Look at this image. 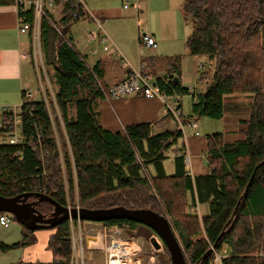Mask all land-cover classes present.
<instances>
[{"label": "trees", "instance_id": "trees-1", "mask_svg": "<svg viewBox=\"0 0 264 264\" xmlns=\"http://www.w3.org/2000/svg\"><path fill=\"white\" fill-rule=\"evenodd\" d=\"M13 3L14 0H0L3 7ZM60 3V18L53 22L64 36L46 18L40 23L54 88L57 110L52 104L51 112L57 136L41 99L29 103L32 110L26 120H41L46 169L50 173L42 178L35 175L41 159L39 152L26 148L17 157L12 149L0 148V194L12 197L40 182L63 206L68 201L74 207L77 194V204L83 208H148L169 218L182 244L186 264H199L211 245L218 251L226 248L222 264H264V0L183 2L182 8L192 22L185 39L188 53L212 59L213 71L204 90L192 96L190 114H181V121L201 115L221 118L224 95L249 93L253 97L248 118L241 120L242 137L228 142L220 132L207 134L203 156L208 172L193 177L184 167L182 130L178 124L173 129L168 127L173 118L170 113L154 122L127 124L117 131L100 123L98 103L105 98L100 72L96 65L86 63L65 36L72 23L88 16L80 11L76 0ZM26 14V20L31 21L32 10ZM140 62L150 73L153 67L162 66V73L155 76L162 91L190 93L181 84L179 55L154 54L141 57ZM139 95L142 96L136 94ZM169 150L174 152L172 173H167L163 164ZM29 200L46 216L53 210L46 200L38 201L32 196ZM196 201L208 204V214L199 217L192 209ZM11 218L15 220L13 215ZM105 223L118 224L134 238L147 239L155 234L131 219H110L102 222ZM52 229L47 240L52 260L44 264H68L69 222L64 220ZM35 231L22 225L21 239L0 241V250L34 244ZM163 250L164 254H156L158 263L170 264L165 245Z\"/></svg>", "mask_w": 264, "mask_h": 264}, {"label": "rangeland", "instance_id": "rangeland-1", "mask_svg": "<svg viewBox=\"0 0 264 264\" xmlns=\"http://www.w3.org/2000/svg\"><path fill=\"white\" fill-rule=\"evenodd\" d=\"M84 1L89 10V12H87L89 17L81 18L72 23L66 29L65 36L69 39L72 46L85 57L88 65H92L93 61L98 57H107V69L109 68L113 71L120 68L121 60L128 59L130 64H132L131 66L137 68L140 65L137 61L141 57L154 54L159 57L179 55L181 84L189 88L190 92L194 91L198 93L204 90L213 71V60L205 56H196L195 54L191 55L188 53L185 46V39L191 32L192 22L182 8L184 0H104L102 5H106L111 10L110 14L103 16L98 11L100 7L97 2L101 0ZM58 8L59 7L54 8V10L51 7H45L46 13L49 14L55 22L60 18V14L57 13ZM7 10H9V8H7ZM91 16L101 23V34L104 36L108 34L113 39L114 43L111 42L110 39H107L106 42H101L99 44L85 37L86 31L98 26L97 22L90 18ZM56 27L58 33L64 36L60 26L56 24ZM143 34L154 35V39L156 40L155 43H157L156 48L146 47L138 41V36H142ZM262 38L264 39V29L262 30ZM263 39L262 43H264ZM104 44H109L106 51L103 50ZM113 45L116 46L117 51H115ZM88 47H98V54L92 56L88 51ZM19 48L31 49L27 33H17V27H15V25L5 22L1 23L0 51H3L5 56L2 64H0V104L17 105L21 99L20 87L25 86L26 82H29L31 85L34 92V100L42 98V94L39 91V83L35 75L36 73L31 65V57L20 62L16 59L14 62V57ZM42 53L45 62H47L43 47ZM117 53L122 54L121 60L116 57ZM12 64L16 67L17 75L14 74L11 66ZM162 70L161 65L155 68L153 67L151 69V74L155 77L156 75H160ZM202 72L205 76L202 77L203 79H200ZM104 77L105 76L102 75L100 79L104 89L108 90V85ZM262 82L264 88V72L262 74ZM251 96L252 95L249 93L224 95V108L221 118H210L205 115L194 116L195 121L198 122V132L201 134L202 138L207 134L216 132L222 133L228 142L241 138L240 129L244 128L241 120L247 119L249 116V109L253 98ZM191 101L192 96L190 93L183 94L181 99L183 116H188L190 114L189 108ZM101 102L102 100L99 101V103L97 102L99 104L98 109L100 113L98 116L100 123H102ZM187 131L186 129V132ZM187 133L189 134V131ZM173 154V150H169L167 152L168 157L163 163L167 173H172L174 170ZM197 159L201 164L206 166L202 151L198 153ZM200 211L203 215L208 214V204H200ZM80 221L82 223L83 235L85 231H89V227L92 224L100 225L102 223L85 219ZM21 227L22 224L12 218L8 226L0 224V241L9 243L19 240L21 238ZM35 232L37 241L33 245L15 248L14 250L10 249L6 252L0 251V253L7 256V258L13 262L22 260L27 261V263H42L46 261L49 259L47 237L53 232V229L40 228L36 229ZM152 236H156L159 241L160 247L158 249L152 248L150 243ZM135 238L141 245L142 251L146 252V255L153 254L156 258V254H164L163 242L159 236L150 234L147 239L143 236ZM223 249L226 248L224 247ZM84 259L86 264H103L101 261L102 254L98 250L84 249Z\"/></svg>", "mask_w": 264, "mask_h": 264}, {"label": "built area", "instance_id": "built-area-1", "mask_svg": "<svg viewBox=\"0 0 264 264\" xmlns=\"http://www.w3.org/2000/svg\"><path fill=\"white\" fill-rule=\"evenodd\" d=\"M76 2L79 4L80 11L87 15L89 10L85 1L76 0ZM12 5L15 8L18 21L17 33H27L31 44V49L22 50L19 57L22 60L31 57V65L36 73L35 75L39 83V91L42 94L41 100L46 106L53 126L52 128L54 129L55 136H57L52 120L53 114L51 112L52 104L57 110L54 98V88L48 74L47 62H45L42 53L40 23L42 18H46L58 31L51 16L46 13L45 7H51L53 9L59 7L57 13L61 14L62 3H60V0H14ZM29 9L32 10L31 21L26 20V12H28ZM90 18L97 22V28H101L97 19L93 16ZM94 36L95 35H93V37ZM140 42L149 48H156L157 46V43H155L156 40L148 34L140 36ZM116 56L121 59L122 54L117 53ZM122 64L127 67L129 66V62L127 60H123ZM103 93L105 97L104 99L106 100L111 98L129 97L136 94H141L142 97L146 98H159L163 102V110L172 115L180 128L183 127L184 122L181 121L180 117L182 114L181 99L183 95L178 93L169 94L162 91L159 85L155 83V77L150 72H146L142 64L137 68L131 67L129 74L125 78L115 84L113 83L109 85L108 90L104 89ZM190 94L191 96H196L197 93L191 91ZM20 95L21 99L17 105L11 106L9 104H0V148L12 149L13 155L17 157H20L26 148H30L32 151H36V153L39 152L41 154V159L35 175L41 178L47 177L50 172L46 169L47 158L45 155L47 154V151L45 147L46 139L44 136L43 125L41 124V120H39V118H35L29 123H26V120L29 118L28 116L32 110L29 103L34 100V92L31 86L26 84L21 87ZM188 126L195 131V135H199L198 124L195 121L188 122ZM189 162V157L185 154L184 167L188 174L190 171ZM25 192L40 193L50 196L52 190L43 183L36 182ZM75 192H77L76 189ZM195 206V210L198 214L197 201ZM74 207H79L77 204V194L76 204ZM66 208H72L68 201ZM10 220L11 216L9 213H0L1 225L8 226ZM68 222L70 226L69 235L71 237V255L68 264H86L84 259V249L100 251L102 254L101 261L103 264H147V261L153 262L155 259V256L151 254L145 260L142 256V247L137 242L136 238L126 234L123 228L118 224L101 223L96 227L92 225L89 227V231H85L83 235L82 223L79 219L70 217ZM152 248L155 249L153 246ZM210 248L211 257L210 259L208 258V264H222L221 259L226 255V249L218 251L212 245Z\"/></svg>", "mask_w": 264, "mask_h": 264}, {"label": "crops", "instance_id": "crops-1", "mask_svg": "<svg viewBox=\"0 0 264 264\" xmlns=\"http://www.w3.org/2000/svg\"><path fill=\"white\" fill-rule=\"evenodd\" d=\"M103 1L104 0L97 2L98 6L100 7V10H98V11L100 12V14L102 16L106 15V14H110V10H111L106 5L105 6L102 5ZM7 8H9V10H7ZM4 22L11 24V25H15V27H17L18 21H17L15 8L13 5L4 6V7L0 6V24L4 23ZM100 25H101V23H100ZM100 29L101 28L96 27L94 29H90V30L86 31L85 37L87 39H89L90 41H94L95 43H99V44L101 42H106L107 39H110L111 42L114 43L113 39L108 34H106L105 36L102 35L100 32ZM93 35H95V36L93 37ZM151 36L154 38V35L151 34ZM28 39H29V35H28ZM138 41H139V39H138ZM94 46H96V45H94ZM108 47H109V44H104L103 50L106 51L108 49ZM113 48L115 49V51H117L116 46L113 45ZM22 50H26V49H20L19 48L17 50V54L14 57V62L16 59H18L19 62L22 61V59L19 57V54ZM88 51L91 53L92 56H94V55L98 54L99 48L98 47H92V48L88 47ZM4 56H5V53L3 51H0V64H2V61L4 60ZM106 59H107V57H102V56L98 57L93 61V64L90 66H94V65L97 66V68L100 72V77L102 75L105 76L104 78H105L108 86L113 84V83L115 84L116 82L122 80L123 78H125L128 75L129 70L132 67L131 66L132 64H130L128 59H127V61L129 62L128 67L124 66L122 64L123 60L120 59L121 60L120 68L113 70V71H111L109 68L107 69ZM140 61H141V58L138 59L137 63L138 64L141 63ZM11 66H12V69L14 71V74L17 75L15 65L12 64ZM202 67H204V66H202ZM134 68H136V67H134ZM201 76L202 77L205 76L203 72L201 73ZM100 81H101V79H100ZM26 84L30 85L29 82H26L25 85ZM21 87H20V89H21ZM100 106H101V110H102V115H101L102 123L101 124L105 128L112 130V131L121 130V129H123V127L125 125H127V124L130 125L131 123L142 122V121L154 122V121H157L158 119H160L161 117H164L166 114V112L163 110V102L159 98H156V97L146 98V97H142L140 95L139 96L133 95V96L124 97V98H111L108 100L103 99ZM190 121H195L194 117L186 119L183 123V127L181 128V130L183 133L182 140L184 143V149H185L184 152L189 157V160H190V162H189L190 163L189 175L191 177H193L195 175L206 174L208 172V167H207V164H206V166H204L197 159L198 153L200 151H202V155H203V151L205 148V137L202 138L200 133H199V135L194 134L195 131L192 130L190 128V126H188V122H190ZM196 123L198 124V122H196ZM176 124L177 123H176V120L174 118H171L168 121V127L171 129L175 128ZM186 129L189 131V134L187 133L188 131L186 132ZM195 208H196V206H194L192 209H195ZM198 215H199V217L201 215H203L200 211V204H198ZM92 225L95 227L99 226L98 224L97 225L92 224ZM20 232H21V230H20ZM35 235H36V232H35ZM47 240H48V237H47ZM9 243H12V242H9ZM31 245H33V244H31ZM48 252H49V259L42 262V264L48 263L52 260L51 253H50V251H48ZM149 255H146L145 251L142 254V256H143V258H145V260L147 259V257ZM0 264H41V263H39V262H28L27 263V261H22V260H18L16 262H13L10 259H8L7 256H4L3 254L0 253ZM147 264H159V263H157V259L155 258L153 262L147 261Z\"/></svg>", "mask_w": 264, "mask_h": 264}, {"label": "water", "instance_id": "water-1", "mask_svg": "<svg viewBox=\"0 0 264 264\" xmlns=\"http://www.w3.org/2000/svg\"><path fill=\"white\" fill-rule=\"evenodd\" d=\"M174 77V81H176ZM36 197L38 201L46 200L53 205L52 212L46 216L34 208L29 197ZM0 212H7L14 216L15 220L27 227L29 230L40 228H54L60 222L74 219H85L98 222L110 219L126 218L146 225L160 237L169 253L170 264H186L183 247L176 236V233L168 220L167 216L148 208H127L124 206H112L106 208H83L72 207L58 204L51 196L40 193L23 192L15 196L8 197L0 194ZM150 243L155 249L160 247L156 236H152ZM211 254L208 249L199 264H205Z\"/></svg>", "mask_w": 264, "mask_h": 264}, {"label": "flooded vegetation", "instance_id": "flooded-vegetation-1", "mask_svg": "<svg viewBox=\"0 0 264 264\" xmlns=\"http://www.w3.org/2000/svg\"><path fill=\"white\" fill-rule=\"evenodd\" d=\"M33 197V196H32ZM27 201H30L29 198L27 199Z\"/></svg>", "mask_w": 264, "mask_h": 264}, {"label": "bare ground", "instance_id": "bare-ground-1", "mask_svg": "<svg viewBox=\"0 0 264 264\" xmlns=\"http://www.w3.org/2000/svg\"><path fill=\"white\" fill-rule=\"evenodd\" d=\"M36 204V203H35Z\"/></svg>", "mask_w": 264, "mask_h": 264}]
</instances>
